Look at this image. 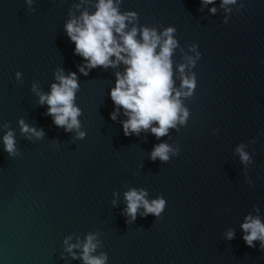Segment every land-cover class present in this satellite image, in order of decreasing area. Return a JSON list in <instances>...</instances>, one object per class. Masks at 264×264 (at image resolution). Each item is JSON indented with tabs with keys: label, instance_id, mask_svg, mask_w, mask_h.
<instances>
[{
	"label": "water",
	"instance_id": "1",
	"mask_svg": "<svg viewBox=\"0 0 264 264\" xmlns=\"http://www.w3.org/2000/svg\"><path fill=\"white\" fill-rule=\"evenodd\" d=\"M97 2L0 0V264H83L65 252L63 241L97 232L103 245L93 255L107 253L106 264H264L259 241L248 247L241 229L248 214L257 215L254 206L264 220V0H236L226 6L231 11L221 0H122L121 13L138 15L126 31L176 29V88L178 66L196 59L185 69L195 73L196 88L181 97L189 118L160 139L150 130L125 136L123 108L111 119L118 106L110 92L123 63L79 71L87 62L74 54L65 24L85 9L94 12ZM61 69L77 76L83 139L57 127L32 90L35 83L50 93ZM19 119L43 129L42 138L27 139ZM5 122L19 155L4 151ZM159 143L178 145L180 154L153 162ZM240 144L253 156L247 168L235 152ZM132 188L145 189L149 201L163 196L160 218L142 216L141 207L126 223L124 193ZM73 251L79 256L81 250Z\"/></svg>",
	"mask_w": 264,
	"mask_h": 264
},
{
	"label": "clouds",
	"instance_id": "2",
	"mask_svg": "<svg viewBox=\"0 0 264 264\" xmlns=\"http://www.w3.org/2000/svg\"><path fill=\"white\" fill-rule=\"evenodd\" d=\"M31 5L33 0H26ZM87 0H81L85 3ZM122 0H98L94 5L95 11L89 12L87 9L82 11L79 17L72 18L65 24V30L70 40L75 44L74 54L84 58L87 62L78 66L79 71L87 75L88 70L97 66L104 68L116 67L123 63L124 73H116V84L111 90L110 96L113 103L118 106L111 113V119L115 120L119 108L124 109V115L127 120L122 121L123 133L125 136L140 134L141 130H148L157 138L167 136L169 129H176L177 125H185L189 118V110L182 105L181 97H190L196 88L195 73L186 74L185 69L194 68L196 59L186 57L188 63L180 64V86L175 87L173 79V64L171 57L174 50L178 47V41L174 38L176 31L173 27L165 28L158 33L155 28L146 26L131 27L126 31L128 24L135 25L138 22V15L134 11L121 13L119 10ZM203 5L214 4L215 0H201ZM236 0H221V7L233 5ZM77 9L80 4H76ZM34 11V9H33ZM212 14L216 13V8H210ZM227 22V18H225ZM139 33L140 39H137ZM159 48V51L157 49ZM196 46H192L195 51ZM115 57V59H110ZM200 57L197 52L196 58ZM59 70L56 74V80L59 83L51 85L50 93H42L37 85H32V90L39 96L41 105L47 104L48 111L46 115L53 118V123L57 127L63 128L66 132L77 131V138L83 139L85 132L79 131L81 124L77 119L81 115V109L74 103L75 93L79 88L75 72L67 76ZM16 78L20 79L21 74L17 72ZM21 134L27 139L35 137L42 138L43 129L37 130L30 127L23 119L18 121ZM155 124L156 126H153ZM8 129L2 137L4 151L9 156L19 155L17 150V141L15 132L9 127V123L2 125ZM218 131V130H217ZM215 134V132H214ZM256 143L250 140L249 144ZM248 145L240 144L235 152L238 154L240 162L247 168L253 164V156L246 151ZM180 147H173L168 143H159L154 145L150 154V159L155 162L159 159L167 163L171 156L180 154ZM247 178V176H246ZM251 185V179H248ZM148 193L145 189H129L124 193L127 207L124 214L130 218L126 223L134 222L137 218L138 209H144L142 216L153 215L160 218L166 207V200L163 196L149 201ZM115 204V201H113ZM257 215L251 213L245 217L241 224L244 233L243 240L250 248H255L254 242L259 241L260 249L264 250V220L261 219L260 209L254 206ZM99 233H88L83 241L77 238L76 243H69L71 236L67 237L63 244L65 252L69 253L73 259H81L83 264H106L108 255L101 252L99 255H93L99 247H102L103 241L99 240ZM227 239L232 240L235 236L234 230L226 233ZM73 249L81 250L79 256Z\"/></svg>",
	"mask_w": 264,
	"mask_h": 264
}]
</instances>
